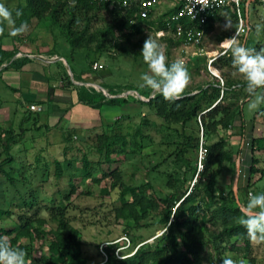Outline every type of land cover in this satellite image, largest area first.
Wrapping results in <instances>:
<instances>
[{
	"label": "trees",
	"instance_id": "obj_1",
	"mask_svg": "<svg viewBox=\"0 0 264 264\" xmlns=\"http://www.w3.org/2000/svg\"><path fill=\"white\" fill-rule=\"evenodd\" d=\"M259 0H255L257 2ZM228 7V6H227ZM17 9H21L23 15L17 18L21 22H28L36 17L39 20L49 19L51 24L59 26L64 32L65 41L73 50L87 48L88 55L93 51L105 52L107 47L115 45L120 52L141 53L144 39L133 42L137 34H143L145 29L172 31L175 35L179 26L187 29L194 22L187 17L172 19L171 16L178 11V6L170 7L158 18H153L152 13L147 18H141L136 2L129 6H123L121 0H22ZM101 12L107 13V18L102 23H97V17ZM246 17V5L242 10ZM219 11L210 16L204 25V31H210L213 21L219 17ZM233 15L239 19L235 10ZM248 33H253L255 27L250 23ZM243 38L246 35L242 33ZM253 35V34H252ZM224 36L221 40L225 39ZM170 46L185 42L186 37H169ZM246 38L245 46L262 49V41ZM132 45L131 48L128 44ZM138 47V48H137ZM19 51L17 46L0 45V65L7 59H11ZM64 57V55H62ZM195 57V56H194ZM196 59L201 57L196 56ZM28 56L22 57L21 61L28 60ZM95 58L92 57L91 62ZM96 61V60H95ZM171 63L172 61H169ZM214 65L222 72V79L215 78L213 81L203 83L196 92L185 90L180 100L175 103L167 102L163 97L154 93L151 89L130 84L127 86H112L103 82V79H95L100 86L106 88L109 94L99 91L93 86L77 84L74 80L89 81L88 78L74 76L65 73L68 85L77 91V102L101 109L104 105L123 106L131 101H139L148 105L163 119L166 128L175 136L172 142L177 147L176 160L184 161L185 170L182 172V183H185L187 175L192 170L198 169L197 157L192 159L187 154L191 149H199L201 129L207 147L203 168L198 170L194 183L186 187H177L174 191L153 198L147 189L146 183L140 185L128 184L120 179L118 168L112 170L114 180L108 188L104 186L102 191L108 194H119L120 205L116 207V217L124 219L131 225L141 226L140 222L149 215V211L160 214V223L164 231L156 236L153 242L142 239L135 240L129 230L126 231L130 239V245L122 250L123 253L132 254L118 257L115 248L121 244L109 243L104 246L107 251V259L102 263L107 264H222L227 252L244 251L246 256L250 255L252 240L247 230L240 225L238 219L242 213L240 208L246 205L248 194L264 192V186L259 183L264 181V165H260L259 154L264 150V135H253L251 138V163L249 165V176L246 184H239L237 193L234 190V182L231 179L225 185L218 184V177L222 171L232 169L236 171L238 165L233 153H240L237 148L234 152L228 148V139L234 134L236 121L240 120V130L244 133L246 119L243 114V105L248 97L244 79L235 78L231 75L236 71L232 65V54L227 49L215 60ZM91 65V64H90ZM104 65V64H103ZM131 90L145 98H139L136 94L127 93ZM39 115V114H38ZM264 115V104L259 107L254 116ZM27 118H30L27 116ZM107 127L101 133H96L92 138V148L105 158L104 162L112 160V154L124 149L127 143L131 150L138 149L143 142H148L151 136L142 128L138 129L128 140L127 134L116 131L114 124L106 122ZM180 124L181 129L171 127ZM226 129L228 134L221 135L219 129ZM112 130L111 132L109 131ZM25 127L21 125L18 132L12 127L0 129V141L3 152L0 153V170L15 183V176L7 171L5 164L14 161L11 152V141L23 135ZM217 137L212 139V135ZM128 140V141H127ZM83 173L91 175L88 166L90 164L87 153L82 158ZM228 162V165H226ZM12 168V166H11ZM57 176H62V165L57 161ZM193 176V174L191 175ZM233 178V177H232ZM99 180V178H96ZM148 182V181H146ZM63 196L60 203L52 205H38L33 213H16L10 208L0 205V218L7 216L13 219L9 226L0 227V236H5L13 247L23 249L27 256L31 257L32 247L24 245L23 239L32 241L35 237L49 235L48 252L42 255L45 263L52 264H88V257L84 253V242L81 231L76 227L69 216L71 206V194ZM129 195V196H128ZM35 198V197H34ZM24 199L23 204L28 208L35 206V199ZM50 222H55L54 226ZM51 224L49 228L46 226ZM141 224V225H140ZM243 243H238V240ZM109 241V240H108ZM30 248V249H29ZM251 258V256H250ZM253 261V259H250ZM32 263V262H31ZM30 263V264H31Z\"/></svg>",
	"mask_w": 264,
	"mask_h": 264
},
{
	"label": "rangeland",
	"instance_id": "obj_2",
	"mask_svg": "<svg viewBox=\"0 0 264 264\" xmlns=\"http://www.w3.org/2000/svg\"><path fill=\"white\" fill-rule=\"evenodd\" d=\"M21 1L0 0V3H4L6 7L12 10L15 17V10ZM249 5V19L250 23L254 25L255 31L250 33L248 37L250 39L254 37L255 40L262 41V47L264 48V4L261 1H254ZM170 7L169 0H162L156 10L152 12V17L158 18ZM241 8L243 10L244 4ZM234 11L232 6L219 10V17L213 21L210 31L204 32L201 41L197 43L192 41L170 46L168 38L179 36L172 31L155 30L154 28L145 29L143 34L135 35L133 42L142 38L145 40L149 34L157 39L165 49L169 61L181 59L185 62L191 75V82L186 89L196 92L203 83L213 81L215 78L220 79L222 72L228 70V68L220 70L211 59L215 60L224 52L226 46L221 43L225 39L231 38L238 28L239 20L233 15ZM225 17L230 19L232 29L224 30ZM105 18H107V13L101 12L97 17L96 24L102 23ZM20 23L21 21L16 18V26H19ZM27 25V30L24 33L12 36L10 35L12 28L5 23L3 25L4 32L0 34V45L12 46L15 44L19 49L15 55L17 57L28 56L26 53H44L45 57L54 59L56 56L49 53H53V50L59 44V46L62 45L61 53L65 58V60H59V62L62 64V70L65 73L67 72L70 77H73V72L75 77L89 72L90 83H94L99 87L100 85L95 82L97 78H102L107 85L117 87H128L130 84L140 86L143 83L140 77L148 71V68L140 53L120 52L115 45L111 44L105 52H97L93 51L94 46L91 45L90 52H92V56H90L87 48L73 50L65 41L66 36L62 29L51 24L49 19L39 20L33 17L27 22ZM257 25L261 26L259 32L256 30ZM243 35L240 34L237 37V43L246 42L247 36L245 35L243 38ZM224 36L231 37L221 40ZM128 45L133 48L131 43ZM194 56L201 58L196 59ZM43 57L38 55L35 58ZM92 57L95 59L91 62ZM95 60L103 63L104 67L101 69L93 68ZM231 75L235 78L244 79L236 71H232ZM74 81L77 84L84 85L89 82ZM258 91H264V89ZM244 92H246V88ZM135 94L139 98L147 99L143 95ZM248 99L249 97L243 105V114L246 119L244 133L239 128L240 120L238 119L236 121L237 126L233 130L234 134L228 139V148L231 151L234 152L237 148L240 149V153H236V151L233 153L238 167L236 171L232 169L222 171L218 177V184L220 185L227 184L231 179L234 182L233 187L235 184L238 186L240 183H247L251 163V138L253 135H264V115L257 116V120H254L257 109L249 110ZM36 106L40 107L39 105ZM34 111L40 112L42 107ZM75 117L88 119L83 122L84 125H87V128L66 127L63 125L64 122L61 121L53 131L52 129L25 131L23 135L10 142V150L15 159L12 163L4 166L16 178L15 183H13L0 170V205L4 208H10L16 213L27 211L26 213L31 214L38 205L50 206L60 203L63 196L72 190L73 182L75 190L70 198L72 207L69 210V216L72 223L81 231L84 253L88 257V264H107L102 263L106 258L101 250V243L108 240H117L116 244L121 242L124 244L125 240L122 239V236L128 230L136 241L146 239V241L153 242L154 238L164 231L160 223V214L153 210L149 211L147 218L140 221L141 226H129L130 223L116 217L115 209L120 205L119 194H108L102 191L104 186L109 188L114 180L112 170L118 168L120 179L125 183L134 185L146 183L149 194L157 199L161 195L174 191L178 186H191L196 180L198 169L191 170L185 183H182V172L185 170L186 164L184 161L176 160L177 145L172 142L175 136L169 133L173 129L166 128L162 117L148 105L139 101H131L123 106H108L106 109L80 110L78 114L74 115ZM106 122L113 123V128L116 131L127 134L128 140L133 133L142 128L146 135L151 136L149 143L143 142L141 147L133 151L130 144L127 143L124 149L112 154L110 162H104L105 158L92 148L91 141L96 133L103 132L107 127ZM171 127L181 129L180 124H173ZM2 128L5 127L0 124V129ZM14 129L18 132L21 130L19 126ZM109 131L112 130L109 129ZM218 131L221 135L228 134L227 130L223 128ZM216 137V134L212 135V139ZM198 150L196 148L191 149L187 155L195 160L196 157L198 158ZM3 151L0 141V153ZM85 153H87L90 160L88 169L91 175L83 173L82 158ZM259 156L262 160L260 163L262 166L264 165V151ZM1 159L2 156H0V161ZM57 161L62 165V176L60 177L56 174ZM226 165H228V162ZM192 174L193 176H191ZM95 177L99 180H96ZM259 186H264V181H261ZM33 198L36 203L34 207L28 208L23 204L24 199L32 200ZM12 222V218L3 216L0 218V227L9 226ZM50 223L56 225L55 222ZM50 223L46 226L47 228L51 226ZM48 237L49 235L35 237L32 241L22 238L21 242L24 245L32 247V256L26 258L28 264L31 262V264H52L45 263L42 260V255H46L48 252ZM238 243H243V240L239 239ZM244 253L242 250L227 252V255L236 264H240L241 260L244 264H264V241H252L250 255L246 256ZM250 259H253V261ZM204 264L209 263L204 261Z\"/></svg>",
	"mask_w": 264,
	"mask_h": 264
},
{
	"label": "clouds",
	"instance_id": "obj_3",
	"mask_svg": "<svg viewBox=\"0 0 264 264\" xmlns=\"http://www.w3.org/2000/svg\"><path fill=\"white\" fill-rule=\"evenodd\" d=\"M23 15L21 9L15 10V17L12 10L0 3V34H3L6 23L12 28L10 35L17 36L27 30V22H21L16 26V18ZM224 30L232 29L229 18H224ZM257 25V32L260 31ZM240 29H236L231 38L225 39L221 44L232 54V65L237 73L243 76L248 93L249 110H256L264 104V48L257 51L244 44L237 43ZM140 55L147 65L148 71L143 73L140 79L143 81L141 87L151 89L154 93L160 94L163 99L170 103L180 100L186 88L191 82L190 72L181 59L168 62V56L163 46L150 34L145 39ZM242 213L238 219L240 225L244 226L252 241H264V192L248 194L246 205L240 208ZM27 253L18 247H13L7 237L0 236V264H28ZM222 264H236V262L226 257ZM240 264H244L243 260Z\"/></svg>",
	"mask_w": 264,
	"mask_h": 264
},
{
	"label": "crops",
	"instance_id": "obj_4",
	"mask_svg": "<svg viewBox=\"0 0 264 264\" xmlns=\"http://www.w3.org/2000/svg\"><path fill=\"white\" fill-rule=\"evenodd\" d=\"M254 1L249 0L246 3L248 21L250 18L249 4ZM249 35L247 32L246 38L250 39ZM61 46L58 44L53 53H49L56 56L54 59L45 57L44 53H26L29 59L24 62L21 61L20 56H13L0 65V124L2 126L21 128L22 125L25 131H41L42 129L53 131L58 123L63 121L66 127L87 128L83 122L88 119L84 117L83 119L75 117V119L74 115L80 110L89 111L94 108L77 102V91L68 85L62 64L59 62V60H65L61 53ZM38 55L44 57L35 58ZM88 74L89 72H86L81 75L90 78ZM30 104L39 105L42 111L30 110ZM108 106L104 105L101 109H106Z\"/></svg>",
	"mask_w": 264,
	"mask_h": 264
},
{
	"label": "built area",
	"instance_id": "obj_5",
	"mask_svg": "<svg viewBox=\"0 0 264 264\" xmlns=\"http://www.w3.org/2000/svg\"><path fill=\"white\" fill-rule=\"evenodd\" d=\"M162 0H121L123 6H129L136 2L139 6V16L141 18H147L154 10H156L157 6L160 4ZM171 3V7L178 6V11L174 13L171 18L179 19L180 17H187L189 20L194 22L192 27L187 29H183L182 26L178 27L176 35H184L186 37L185 43H189L192 41L200 42L202 36L204 34V25L209 20L210 16L213 15L216 11H219L227 6H232L234 10L237 11L239 16V25L237 29H240L239 35L242 33H247L249 30V26L246 25L248 23V18L244 17L242 13V5L248 3L249 0H169ZM264 4V0H259ZM227 50L225 47L224 52ZM56 58V57H54ZM214 59H211V61ZM103 63L98 61L94 62L93 68L101 69L103 68ZM223 82L222 77H219ZM86 84V83H85ZM86 86H93L99 91H104L109 94L108 90L102 86H97L94 83L88 82ZM132 93L135 94L134 91H125L124 94ZM31 110H39L40 107H37L35 104L30 105ZM199 153L197 158L198 170L203 168L204 159L207 152V147L205 145L204 137H203V129H201V137H200V145H199ZM122 239L125 240L124 244H121L115 248V254L118 257H125L132 254L134 251L129 253H123L122 250L130 245V239L128 235L122 236ZM117 240L114 241H106L101 243V250L105 254V258L107 259V251L104 246L109 243H116ZM105 259V260H106Z\"/></svg>",
	"mask_w": 264,
	"mask_h": 264
},
{
	"label": "water",
	"instance_id": "obj_6",
	"mask_svg": "<svg viewBox=\"0 0 264 264\" xmlns=\"http://www.w3.org/2000/svg\"><path fill=\"white\" fill-rule=\"evenodd\" d=\"M234 190H235V192L237 193V191H238V186L235 184V186H234Z\"/></svg>",
	"mask_w": 264,
	"mask_h": 264
}]
</instances>
